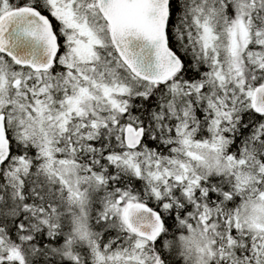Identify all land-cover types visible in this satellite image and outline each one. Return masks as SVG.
<instances>
[{
  "label": "snow or ice",
  "instance_id": "snow-or-ice-1",
  "mask_svg": "<svg viewBox=\"0 0 264 264\" xmlns=\"http://www.w3.org/2000/svg\"><path fill=\"white\" fill-rule=\"evenodd\" d=\"M0 264H264V0H0Z\"/></svg>",
  "mask_w": 264,
  "mask_h": 264
},
{
  "label": "flooded vegetation",
  "instance_id": "flooded-vegetation-1",
  "mask_svg": "<svg viewBox=\"0 0 264 264\" xmlns=\"http://www.w3.org/2000/svg\"><path fill=\"white\" fill-rule=\"evenodd\" d=\"M50 19H52V18L50 17ZM52 23L54 24V26L57 25V22L54 19H52ZM61 43H62V41H61Z\"/></svg>",
  "mask_w": 264,
  "mask_h": 264
}]
</instances>
